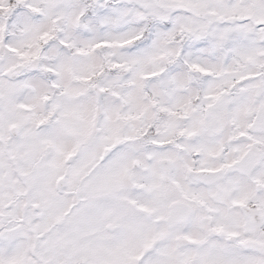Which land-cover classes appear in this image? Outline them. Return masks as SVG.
<instances>
[{"label": "snow or ice", "instance_id": "obj_1", "mask_svg": "<svg viewBox=\"0 0 264 264\" xmlns=\"http://www.w3.org/2000/svg\"><path fill=\"white\" fill-rule=\"evenodd\" d=\"M0 264H264V0H0Z\"/></svg>", "mask_w": 264, "mask_h": 264}]
</instances>
